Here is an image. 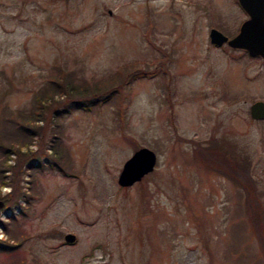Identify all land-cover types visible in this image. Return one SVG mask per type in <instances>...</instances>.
<instances>
[{"label":"rangeland","instance_id":"obj_1","mask_svg":"<svg viewBox=\"0 0 264 264\" xmlns=\"http://www.w3.org/2000/svg\"><path fill=\"white\" fill-rule=\"evenodd\" d=\"M239 8L235 0H0V122L33 115L60 68L89 84L135 75L77 97L120 91L88 111L53 120L65 105L54 95L31 126L0 123L14 150L0 151L10 166L0 199L11 200L0 243L22 241L0 252V264H264V121L249 114L264 102V60L214 49L208 38L215 29L232 39L247 19ZM197 145L220 146L226 164L204 169ZM140 148L156 154V167L121 190L123 165ZM245 162L262 215L247 209L236 177L224 176Z\"/></svg>","mask_w":264,"mask_h":264},{"label":"trees","instance_id":"obj_2","mask_svg":"<svg viewBox=\"0 0 264 264\" xmlns=\"http://www.w3.org/2000/svg\"><path fill=\"white\" fill-rule=\"evenodd\" d=\"M125 70V69H124ZM123 70V71H124ZM59 72V73H58ZM57 74L52 75L51 78L49 79V84H50V88L47 89L50 90L48 93L44 94V98L36 97V109L34 110L33 115H30L26 118H23L20 115H7L8 117H5L2 119L1 123V128L2 129H9L12 128L16 129V125L18 128L21 129H25L26 126H31L32 123L34 121L37 120V116L40 113L41 109H47V111L49 112L51 109L49 108V106H47L46 104H43V102L45 101V99H47L46 103L50 104V106L52 105L53 101H54V95L59 96L61 98V100H65V105L63 106L62 111H54L53 113H51V117L53 120L58 119L59 117H62L61 115H70L73 111L76 110H89L92 107H95L99 104H103L105 102H108L112 97H114L117 94V91L120 92L119 90H113L111 91L108 95L101 97H90V99L88 100H82L83 98H77V97H83L80 95H84L96 90H101L102 88H107L112 86V82L118 80V82L124 81V84L127 85L129 84V80L132 78V76L134 74L128 73V75L123 76L122 78L119 77V75L121 76L123 73L120 72L117 74H115L112 77L109 78H105L102 79L100 81H97L96 83H91L89 84L86 81H81V82H76L75 79L73 78V75H66V73H64L63 69H58V71H56ZM129 77V78H128ZM103 90V89H102ZM78 95V96H77ZM51 97V100L48 98ZM16 124V125H15ZM16 132V130H15ZM0 137H1V133H0ZM3 140L0 138V151L2 150V152L4 154L7 155H13V151L10 146H6L3 143ZM217 148H221L220 146L216 147L215 149H211L209 147H204L202 148L200 145H197L196 150H194L193 154L194 156H199L202 159H204L201 164L202 167L204 169H208L210 170V166H213L215 168H219L221 164H226L224 161V157L225 154L223 153H218L216 152ZM55 153V152H54ZM56 157V155H54ZM60 159V156H59ZM17 162L20 163L21 161L17 158ZM56 162V163H55ZM47 164H49V166H53L56 167V170H59L60 172L65 173L66 170H64V168L62 167V165L60 163H58L55 159H51L50 161H46ZM246 163V162H245ZM40 164V163H39ZM61 165V166H60ZM5 166L7 167V161L6 162H0V187L1 186H5L7 185L5 182H2L3 179H5L6 177H4L2 174L4 172H8L5 169ZM33 169H37V165H33ZM31 165H27V167H32ZM39 167V166H38ZM8 170L10 168V166L7 167ZM240 172L237 171V173L235 172V175H233L232 173H230L229 171L227 172V174H224V176L230 178V179H234L236 177L237 179V183L239 184L241 191H242V195L244 198V202L245 205L247 206V209L250 210L251 212H253V214L256 215L257 211L260 212L262 211L261 206H252V204H258V201L254 200V198L251 195L250 189H251V182L250 180H248V170H249V165L248 163L245 164H241V166H239ZM223 172V171H222ZM19 195L16 198H19V200H24L23 202H28L29 203V197L25 195L24 191H21V189L18 190ZM257 197V195H256ZM4 199V198H2ZM16 202V201H15ZM8 203L11 204V200L10 202L8 201ZM19 204V203H18ZM21 212H24V209L21 208ZM264 214V213H263ZM262 215V214H261ZM257 216V215H256ZM264 218V216H263ZM262 218V219H263ZM251 220H253L251 218ZM264 220V219H263ZM254 221V220H253ZM17 242H19L18 240H16ZM22 241H20V243L16 246L13 245H1L0 243V252H11L14 251L15 248H18L19 245L21 244ZM264 244V243H263Z\"/></svg>","mask_w":264,"mask_h":264},{"label":"water","instance_id":"obj_3","mask_svg":"<svg viewBox=\"0 0 264 264\" xmlns=\"http://www.w3.org/2000/svg\"><path fill=\"white\" fill-rule=\"evenodd\" d=\"M239 3L249 19L241 25L238 34L230 41L212 29L209 33L210 43L215 46L227 43L232 49L246 51L250 57L264 59V0H239ZM249 112L253 120H264V103L261 101L253 103ZM155 165V154L149 149L141 148L124 163L117 184L120 187L132 186L151 173ZM6 208L7 200H0V219L4 216ZM74 240L72 235L64 238L67 244L73 243Z\"/></svg>","mask_w":264,"mask_h":264},{"label":"flooded vegetation","instance_id":"obj_4","mask_svg":"<svg viewBox=\"0 0 264 264\" xmlns=\"http://www.w3.org/2000/svg\"><path fill=\"white\" fill-rule=\"evenodd\" d=\"M236 2H238V0H236ZM242 11V10H241ZM244 13V12H243ZM245 14V13H244ZM245 16H246V14H245ZM247 17V16H246ZM248 18V17H247Z\"/></svg>","mask_w":264,"mask_h":264}]
</instances>
